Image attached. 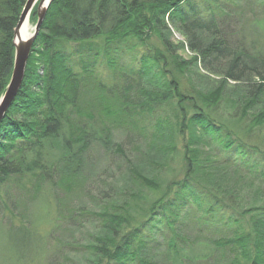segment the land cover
Segmentation results:
<instances>
[{
  "label": "trees",
  "instance_id": "16d2710c",
  "mask_svg": "<svg viewBox=\"0 0 264 264\" xmlns=\"http://www.w3.org/2000/svg\"><path fill=\"white\" fill-rule=\"evenodd\" d=\"M27 1L0 0V100ZM253 8L264 14V0L51 1L0 123V192L30 195L26 216L54 212L47 264L80 250L84 264H264V29L248 23ZM96 152L110 164L118 154L123 175H107L109 163L98 173ZM144 190L159 193L145 206Z\"/></svg>",
  "mask_w": 264,
  "mask_h": 264
},
{
  "label": "rangeland",
  "instance_id": "374dc122",
  "mask_svg": "<svg viewBox=\"0 0 264 264\" xmlns=\"http://www.w3.org/2000/svg\"><path fill=\"white\" fill-rule=\"evenodd\" d=\"M37 10L38 6L36 8V20L38 21ZM248 15V23L252 25L254 29L256 28V25H258L261 30L264 29V14L260 13L258 9L253 8V10L250 9ZM36 20H34L33 22L30 21L32 34L34 33V29L37 24ZM260 29L256 31L261 32ZM252 34L255 33L252 31ZM177 40H182V37L180 35L174 34L173 41L177 42ZM125 137L126 134L124 135L123 133L117 132L115 134V139L125 145L124 151H128V145H126L125 143ZM140 147H143V145H140ZM135 154L137 155V153ZM95 156L96 159L100 161L98 173H102V170L108 167L109 162L107 163L106 160L104 161L102 154L100 155L98 152L95 153ZM173 158L176 159L174 160V162H172V170L176 172L178 169H180L181 163L179 162L180 159H178L180 157L173 156ZM112 160L113 162L111 164L109 163L110 165L108 171L110 169L112 170H110L107 175L120 169V172L117 173V178H119L124 173L125 164L123 163V160L120 159V156L118 154H115ZM134 161L136 162L137 166L142 165L138 162V160L136 161V159H134ZM158 174V172H148L147 176L150 178H154ZM120 185H123V182L120 183ZM132 190L136 194L141 191L143 192V189L137 183L132 187ZM145 192L146 190H144V195ZM0 193L3 196V200L0 201V264H47V258L53 252V249H55V245L57 242L56 240L50 239V233L52 234L55 226L53 219L55 217L54 212H48V209L46 207H36L34 208L35 212L33 211L28 214V216H26L24 215L25 206L29 203L28 196L30 197V195H27L26 192L23 191V189L17 190L10 185H6L5 188L1 187ZM158 194L159 193L157 192L152 194L147 193L144 200L142 201V204H144L143 206H145V204H147L148 202L156 199L158 197ZM124 202L125 201L122 200L117 201L115 203L116 208L117 206H124ZM27 217H30L31 225H27ZM36 218L38 224H36ZM10 219H12L14 222L19 221V223L20 221H22L27 225V227L23 228L19 225V223L14 224ZM91 225H88V229H90V231L88 229L84 230V238L80 239L81 235L79 234L75 236L78 240H80V243L82 242L81 245H84L85 238H88V236L91 232H93L96 226L95 223ZM197 247L198 251H201V253L203 250H205L203 252H206V254L210 253V247H207L205 245ZM84 260L85 251L80 250L74 254H71L70 264H84L82 263Z\"/></svg>",
  "mask_w": 264,
  "mask_h": 264
},
{
  "label": "water",
  "instance_id": "95a60500",
  "mask_svg": "<svg viewBox=\"0 0 264 264\" xmlns=\"http://www.w3.org/2000/svg\"><path fill=\"white\" fill-rule=\"evenodd\" d=\"M52 0H28L25 4L23 12L20 16L18 25L14 31V47H15V61L11 81L7 87L4 96L0 100V123L4 119L15 98L17 97L24 78L28 65L30 55L32 53L33 45L36 37L45 20L47 10ZM38 6L37 16L38 21L34 29V33L28 39L20 38L21 30L26 21L31 17L34 9Z\"/></svg>",
  "mask_w": 264,
  "mask_h": 264
},
{
  "label": "bare ground",
  "instance_id": "6f19581e",
  "mask_svg": "<svg viewBox=\"0 0 264 264\" xmlns=\"http://www.w3.org/2000/svg\"><path fill=\"white\" fill-rule=\"evenodd\" d=\"M30 21H31V17L26 21V23L24 24L22 30H21V33H20V38L22 39H28L32 36V33H31V24H30Z\"/></svg>",
  "mask_w": 264,
  "mask_h": 264
}]
</instances>
